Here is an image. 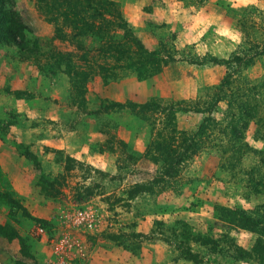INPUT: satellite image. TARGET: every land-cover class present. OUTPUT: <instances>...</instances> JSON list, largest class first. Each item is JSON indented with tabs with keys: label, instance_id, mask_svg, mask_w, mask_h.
Instances as JSON below:
<instances>
[{
	"label": "rangeland",
	"instance_id": "rangeland-1",
	"mask_svg": "<svg viewBox=\"0 0 264 264\" xmlns=\"http://www.w3.org/2000/svg\"><path fill=\"white\" fill-rule=\"evenodd\" d=\"M111 1L166 59L153 75L13 0L30 31L0 41V264H264V0ZM233 56L252 61L220 89ZM77 206L95 229L68 221Z\"/></svg>",
	"mask_w": 264,
	"mask_h": 264
},
{
	"label": "trees",
	"instance_id": "trees-1",
	"mask_svg": "<svg viewBox=\"0 0 264 264\" xmlns=\"http://www.w3.org/2000/svg\"><path fill=\"white\" fill-rule=\"evenodd\" d=\"M40 9L44 11L47 19L54 23L53 39H65L66 32L58 23H63L70 27L71 32L78 35L82 40L89 36L96 37L101 43L98 48V56H104V53L115 56L116 62L122 60L127 68L134 69L138 76L148 77L153 75L158 65L166 62L157 50H150L146 48L138 39L131 29L128 27L120 9L114 1L111 0H39ZM122 31V37H118L116 30ZM30 29L24 24L21 15L14 8L13 0H0V41L6 44H13L18 48H24L26 44V32ZM84 48V47H83ZM80 47V49H83ZM110 51V52H109ZM260 54V52H257ZM172 57H170V60ZM247 60L248 63L245 61ZM244 61V62H242ZM252 60L246 57L233 56L225 60L227 68H232L221 81L219 88L223 85L230 86L232 84V75L234 71L238 70L241 63L243 66L249 65ZM117 64V63H116ZM71 72V78L81 76L80 79L84 81L87 72H79L72 65L68 67ZM101 69H104L101 66ZM68 70V71H69ZM103 78L109 80V76L104 74ZM220 94L216 95V100L219 101ZM155 102H145L139 107L148 108L156 106ZM206 125H200V131L205 130ZM242 127H246L243 124ZM236 125H232L231 132L236 133ZM172 132L173 138L175 130ZM152 148L162 155L163 162L176 166L179 165L187 156L185 152L177 153L168 146L163 145L159 141H153ZM195 144V141L192 145ZM170 146V145H169ZM192 148V149H191ZM191 149V150H190ZM197 143L195 146L190 144L185 147L187 153L193 154L196 152ZM175 155L173 158L172 155ZM242 213V212H241Z\"/></svg>",
	"mask_w": 264,
	"mask_h": 264
},
{
	"label": "built area",
	"instance_id": "built-area-1",
	"mask_svg": "<svg viewBox=\"0 0 264 264\" xmlns=\"http://www.w3.org/2000/svg\"><path fill=\"white\" fill-rule=\"evenodd\" d=\"M68 221L75 227L83 228L86 230H93L96 227L94 213L89 209L83 206L74 207L68 214H67ZM37 233L41 236L45 234V231L42 227L37 228ZM65 239H61L58 247L57 253L62 252V247ZM58 264H69L68 261H65L64 258L59 256Z\"/></svg>",
	"mask_w": 264,
	"mask_h": 264
},
{
	"label": "crops",
	"instance_id": "crops-1",
	"mask_svg": "<svg viewBox=\"0 0 264 264\" xmlns=\"http://www.w3.org/2000/svg\"><path fill=\"white\" fill-rule=\"evenodd\" d=\"M44 238V237H43ZM44 241V240H43Z\"/></svg>",
	"mask_w": 264,
	"mask_h": 264
}]
</instances>
